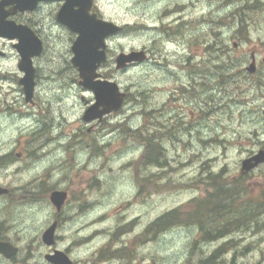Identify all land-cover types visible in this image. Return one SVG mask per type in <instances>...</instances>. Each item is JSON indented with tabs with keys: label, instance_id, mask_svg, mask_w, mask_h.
I'll return each mask as SVG.
<instances>
[{
	"label": "rangeland",
	"instance_id": "obj_1",
	"mask_svg": "<svg viewBox=\"0 0 264 264\" xmlns=\"http://www.w3.org/2000/svg\"><path fill=\"white\" fill-rule=\"evenodd\" d=\"M96 1L106 17L138 23L111 48H147L150 60L113 71L109 52L110 69L101 72L127 99L92 125L82 115L93 94L54 56L69 47L65 29L46 44L53 59L39 77L36 104L20 100L14 119L0 115V186L12 191L0 201V224L19 247L16 258L47 264L44 254L57 248L79 263L207 264L221 248L212 264H264V213L218 240H201L196 225H172L155 238L145 233L162 214L203 197L208 172L242 177L241 198L262 188L264 163L242 174L241 162L264 149V0H178L181 23L160 15L168 0ZM252 53L257 67L249 73ZM148 134L161 146L157 164L143 161ZM53 188L68 197L47 247L41 233L56 215L48 200ZM103 258L110 261L97 262Z\"/></svg>",
	"mask_w": 264,
	"mask_h": 264
},
{
	"label": "water",
	"instance_id": "obj_2",
	"mask_svg": "<svg viewBox=\"0 0 264 264\" xmlns=\"http://www.w3.org/2000/svg\"><path fill=\"white\" fill-rule=\"evenodd\" d=\"M38 0H1L0 1V35L17 37L18 43L15 44L21 55L24 77L20 80L23 85L26 101L31 99L34 82L33 69L30 64V57L41 52V42L29 37L23 26L15 25L6 21V13L2 10L7 3L15 4L16 9L33 8ZM77 7V8H75ZM92 7V0H65V3L58 12L57 19L67 25L71 31L77 33L73 42L72 64L79 72V84L84 88L94 92L95 103L89 106L84 114L85 121L101 118L104 114L117 111L124 100L125 93L120 91L115 81L100 79L97 72L98 67L107 58L105 38L109 35L122 30L121 26L113 22L97 18L95 13H89ZM12 31V32H11ZM146 59L143 50H134L129 53L117 55L116 68L124 69L129 63L140 62ZM249 72L255 71L254 60L248 65ZM264 114V111H263ZM264 163V149L258 150L255 154L242 160L241 171L246 172L254 169L259 164ZM7 190L0 187V194ZM66 193L64 191H53L50 200L60 210ZM56 224L49 226L42 235L43 241L47 245L54 243V230ZM18 248L9 241L0 240V253L9 258L17 253ZM48 260L55 264H70V259L62 251H55L52 255H46Z\"/></svg>",
	"mask_w": 264,
	"mask_h": 264
},
{
	"label": "flooded vegetation",
	"instance_id": "obj_3",
	"mask_svg": "<svg viewBox=\"0 0 264 264\" xmlns=\"http://www.w3.org/2000/svg\"><path fill=\"white\" fill-rule=\"evenodd\" d=\"M64 1L65 0H38L33 8L31 9L26 8L23 10H18V9L14 10V4L7 3L6 5H4L2 10L4 11V13H6V17H5L6 21H10L15 25L23 26L24 29L27 31L29 37L33 40H39L41 42L42 47H41V52L38 55H34L30 57V64L34 69L35 90L33 93L34 96L32 102L26 103L23 87L20 83V80L24 76L22 58L14 45L16 42L19 41V39L17 37L0 36V115H6L10 120L14 119V116L17 113V110H15L14 107L17 105V103L20 100H22L23 104L25 103L26 105L36 104V86L38 85L39 77L41 73H46V71H48L47 66L53 59L52 58L53 56H47L46 54V47H47L46 44L57 37V28L65 29L66 34L68 35L69 47L64 52L58 53L57 55L54 56H57L59 58V62L61 60H64L67 67H70L72 69L71 45L75 38V34L71 32L66 27V25H63L57 19L58 12L61 9ZM193 1L194 0H190L192 4ZM196 1L200 2L201 0H196ZM165 3L166 4L163 6L162 10L160 11V15L163 14V18H172L173 23H178V22L181 23V21H183V14L185 15L184 1L168 0ZM42 13H46L47 17L43 20H37L36 17L41 15ZM90 13H95L97 17L119 23L118 21H115L110 17H106L105 15H103L102 11H100L97 6L96 0H93V6L90 10ZM131 21L132 22L122 23L124 27L123 31L109 37V39L107 40L108 54L111 50H113L115 54L121 51L119 49H115L111 47L115 45V41L119 39L122 33H126L129 28H133L138 24L137 21L135 20H131ZM131 49H135V48H131ZM143 49L148 54V56H150L149 50L147 48H143ZM149 60L150 57L146 61L148 62ZM136 65L137 63H134V66ZM104 66L105 68L108 67L110 69L109 60L102 65V67ZM5 85L7 86L6 88ZM4 90H10L11 93H9V95L7 96V93ZM9 96H11L12 99H9ZM102 121L103 119L101 121L94 122L93 125L95 123L100 125ZM16 154L18 155L20 154V152H17ZM3 158L4 155L0 154V165L3 164ZM11 195H12V191L11 188H9L8 192L0 195V201L4 200L7 197H11ZM67 197H68V193H67ZM51 222H54L56 224V230H57L58 225L60 223L59 213H56L53 219H51ZM1 230H2V224H0V232ZM47 247H52V246H47ZM57 250L60 251L61 249L53 248L51 252L44 254V260L46 261L47 264H55L54 262H51L45 257L46 255L54 254L55 251ZM61 251H63L69 257L70 264H93L91 263V260H85L79 263V260H76L71 256H69L66 251L64 250ZM16 256L7 259L0 255V264H27L22 260H18ZM99 261L103 263L105 261H110V259L103 258L97 260V262Z\"/></svg>",
	"mask_w": 264,
	"mask_h": 264
},
{
	"label": "trees",
	"instance_id": "obj_4",
	"mask_svg": "<svg viewBox=\"0 0 264 264\" xmlns=\"http://www.w3.org/2000/svg\"><path fill=\"white\" fill-rule=\"evenodd\" d=\"M130 130L126 127L122 132L126 135ZM137 133L139 135L136 139L141 140V133L139 131ZM148 136L149 141L143 138L145 144L143 161L146 165L157 164L160 160L161 146L153 134ZM205 180L210 189L203 197L189 201L185 211L179 212L177 208L162 214L146 227L145 233L155 238L172 225H196L200 230L201 240L212 241L259 223V217L264 213V184L259 192L246 199L245 196L248 195L241 198L240 194L245 189L241 183L242 177H239V181H228L223 173L208 172ZM226 244L227 242L221 246ZM220 251L221 248L215 249L207 259H217Z\"/></svg>",
	"mask_w": 264,
	"mask_h": 264
}]
</instances>
